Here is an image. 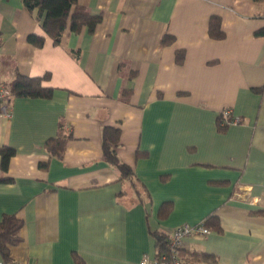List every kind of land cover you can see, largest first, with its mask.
Here are the masks:
<instances>
[{
    "label": "crops",
    "instance_id": "1",
    "mask_svg": "<svg viewBox=\"0 0 264 264\" xmlns=\"http://www.w3.org/2000/svg\"><path fill=\"white\" fill-rule=\"evenodd\" d=\"M79 1L101 20L54 43L35 9L0 0V86L19 72L48 74L53 87L13 96L0 115V145L15 150L0 169L12 178L0 182V217L23 221L11 261L76 264L75 252L86 264H139L156 257L154 232L214 216L218 228L184 239L186 264H264V35L254 33L264 0ZM211 16L224 37L210 36ZM164 33L174 38L161 45ZM225 108L240 121L219 129ZM61 124L70 136L56 156L45 141ZM104 125L120 128L134 180L104 161Z\"/></svg>",
    "mask_w": 264,
    "mask_h": 264
},
{
    "label": "trees",
    "instance_id": "2",
    "mask_svg": "<svg viewBox=\"0 0 264 264\" xmlns=\"http://www.w3.org/2000/svg\"><path fill=\"white\" fill-rule=\"evenodd\" d=\"M255 2L262 0H253ZM24 6L33 11L36 10V16L41 21L43 31L49 35L54 43L60 41L63 31L68 27L70 32L78 33L83 27L87 32L92 33L101 20V12L93 13L90 9L79 0H23ZM208 32L211 37L222 38L224 32L221 29L219 17L211 16L208 25ZM256 35H264V26L259 27L254 31ZM173 36L164 33L161 37V45L169 43L173 40ZM27 41L41 46L44 42V35L38 33L27 34ZM2 43V35L0 31V44ZM184 49H177L176 60L181 62L184 57ZM49 75L43 76H28L16 72L14 79L5 87L9 90L10 100L13 96L27 97H50L53 87L43 84V80L48 79ZM233 116L230 115L231 120ZM230 122H223L221 114L217 117V125L219 129L226 128ZM70 134L67 133L61 124L55 136L49 137L45 141V146L50 154L62 156L65 143ZM120 145V128L113 125H104L102 128V153L103 159L109 165L117 169L120 178H129L134 180L132 167L125 163L117 154V147ZM15 153L13 147L7 144L0 145V169L6 171L9 165L11 156ZM8 176H0V182L11 181ZM170 201H164L159 206V214L165 215L170 209ZM214 216L203 218L204 224L212 230L214 226L209 222ZM23 224L21 218L14 213H3L0 217V256L7 264L12 262L10 258V246L17 244L21 240L20 229ZM156 237V257L162 253H169V234L160 231L154 232ZM76 264H86L79 254H73ZM182 259V258H181ZM183 260V259H182ZM184 261V260H183ZM185 262V261H184Z\"/></svg>",
    "mask_w": 264,
    "mask_h": 264
},
{
    "label": "built area",
    "instance_id": "3",
    "mask_svg": "<svg viewBox=\"0 0 264 264\" xmlns=\"http://www.w3.org/2000/svg\"><path fill=\"white\" fill-rule=\"evenodd\" d=\"M10 92L6 87L0 86V115L9 117L11 115V106L9 102ZM223 117V122L237 123L240 118L233 117L229 119L231 115V110L225 108L221 111ZM211 230L204 224L203 219L195 223H181L173 228L169 234V253H162L154 259H148L147 257H142L139 264H186L179 255V249L183 244L186 237L196 234L204 236L208 234ZM0 264H7L3 260H0ZM8 264H19L17 262H10Z\"/></svg>",
    "mask_w": 264,
    "mask_h": 264
}]
</instances>
